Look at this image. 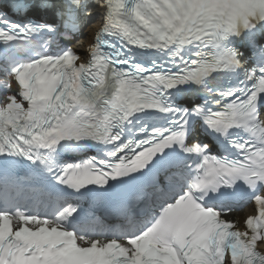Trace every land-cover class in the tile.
Returning <instances> with one entry per match:
<instances>
[{
	"label": "snow or ice",
	"instance_id": "snow-or-ice-1",
	"mask_svg": "<svg viewBox=\"0 0 264 264\" xmlns=\"http://www.w3.org/2000/svg\"><path fill=\"white\" fill-rule=\"evenodd\" d=\"M45 4L58 7L56 0L36 6ZM97 6L105 22L87 63L70 49L52 52L50 40L34 43L55 34V23H17L0 13V51L11 53L7 68L19 89L0 98V264H264V0ZM67 7L87 8L84 0ZM240 40L256 53L254 68L243 63ZM221 73L237 82L213 84ZM193 86L203 104L182 108L178 97ZM153 114L166 122L149 123ZM197 124L222 155L188 143ZM89 148L96 153L82 162L59 159ZM180 165L188 178L175 182L179 190L159 189L158 213L112 238L90 239L68 203L93 187L119 194ZM238 182L254 202L245 230L221 218L232 194L224 189L234 193ZM52 200L56 211L34 210Z\"/></svg>",
	"mask_w": 264,
	"mask_h": 264
}]
</instances>
